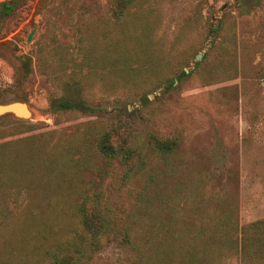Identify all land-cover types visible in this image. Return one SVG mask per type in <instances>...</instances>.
I'll list each match as a JSON object with an SVG mask.
<instances>
[{
    "label": "rangeland",
    "instance_id": "1",
    "mask_svg": "<svg viewBox=\"0 0 264 264\" xmlns=\"http://www.w3.org/2000/svg\"><path fill=\"white\" fill-rule=\"evenodd\" d=\"M110 8L0 0V103L34 112L0 117V264H50L82 232L87 194L134 236L90 264H183L189 229L264 219V0H132L120 21ZM24 55L34 72L21 83ZM119 122L132 166L97 146ZM177 133L175 152L152 147Z\"/></svg>",
    "mask_w": 264,
    "mask_h": 264
},
{
    "label": "trees",
    "instance_id": "2",
    "mask_svg": "<svg viewBox=\"0 0 264 264\" xmlns=\"http://www.w3.org/2000/svg\"><path fill=\"white\" fill-rule=\"evenodd\" d=\"M131 2L132 0H111L112 16L120 21L130 8ZM4 5L9 12L11 7L6 3ZM17 72L21 83L30 78L34 72L33 58L30 55L20 58ZM186 73L184 70L183 74ZM60 106L70 108L72 104L62 103ZM115 129L119 143L113 138ZM115 129H104L100 133L98 149L104 156L132 166L138 149L129 144L130 136L125 134L128 131L125 124L119 122ZM181 143L182 135L179 133L168 136L153 135L151 140L155 151L163 154L175 152ZM76 209L82 232L77 237L59 243L51 253L50 264H90L108 244H133L134 236L131 231L119 226L121 216L112 214L114 211L109 208L103 209L93 195L82 197ZM211 224L212 227L201 226L189 229L183 234L181 239L184 242L180 246L184 256L183 264H225V259L237 260L239 264H264V219L240 225L231 214H225L223 217H215ZM177 243L178 241L175 244ZM160 245L161 243L157 244V247Z\"/></svg>",
    "mask_w": 264,
    "mask_h": 264
},
{
    "label": "water",
    "instance_id": "3",
    "mask_svg": "<svg viewBox=\"0 0 264 264\" xmlns=\"http://www.w3.org/2000/svg\"><path fill=\"white\" fill-rule=\"evenodd\" d=\"M32 38L33 34L29 36L28 42H31ZM5 115H12L22 120H32L34 118L33 109L31 108L29 103L23 100L0 103V117Z\"/></svg>",
    "mask_w": 264,
    "mask_h": 264
}]
</instances>
